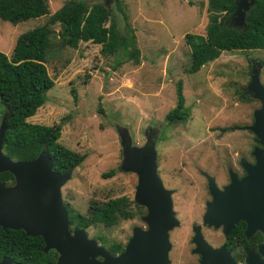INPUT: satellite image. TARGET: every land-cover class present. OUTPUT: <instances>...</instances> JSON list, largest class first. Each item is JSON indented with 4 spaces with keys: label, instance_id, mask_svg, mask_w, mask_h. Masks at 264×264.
Here are the masks:
<instances>
[{
    "label": "rangeland",
    "instance_id": "1",
    "mask_svg": "<svg viewBox=\"0 0 264 264\" xmlns=\"http://www.w3.org/2000/svg\"><path fill=\"white\" fill-rule=\"evenodd\" d=\"M46 1L48 15L16 24L0 20V51L10 56L17 37L47 23L66 0ZM87 1L103 3L110 9L118 29L134 35L138 54L131 57L122 49L104 54L100 44L89 41L72 48L61 42L60 23L48 24L45 66L54 85L45 103L27 121L60 125V143L87 155L72 169V176L61 189L64 205L86 214L91 200L99 207L120 196L132 201V218L121 219L112 227L97 224L85 229L88 237L106 249L116 242L125 246L135 226L148 227L144 220L147 207L134 200L138 176L121 167V139L129 135L132 147L152 142L157 173L171 190L179 221L168 231L170 264L196 262V234L213 243L221 238L220 231L225 235L229 232L222 224L204 219L213 188L222 191L245 177L247 166L256 162L255 150L263 148L247 126L253 124L254 113L262 106L249 86L258 73L264 87V48L224 51L189 73L191 49L185 34H206L208 0ZM234 23L241 26L243 19L234 17ZM178 81L188 117L183 122L168 123L164 117L176 105ZM244 95L250 99H242ZM4 113L0 104V126ZM232 125L234 130H225ZM111 169H115L114 175L104 178L102 173ZM14 184L15 180L5 183ZM74 227L69 224L71 232ZM246 252L244 264L249 254H255Z\"/></svg>",
    "mask_w": 264,
    "mask_h": 264
},
{
    "label": "trees",
    "instance_id": "2",
    "mask_svg": "<svg viewBox=\"0 0 264 264\" xmlns=\"http://www.w3.org/2000/svg\"><path fill=\"white\" fill-rule=\"evenodd\" d=\"M238 0H208V23L206 34L186 33L189 45V73L198 71L204 64L218 58L222 52L244 51L264 48V0H255L245 14V23L240 27L234 23V11ZM49 14L46 0H0V20L16 24L31 18ZM59 22L61 42L76 48L81 41L101 45V52L128 51L135 57L134 35L121 32L110 16V9L103 3H89L87 0H66L49 16L47 23L20 34L8 56L0 51V104L4 106V120L7 129L4 134L2 151L15 160H30L41 151L47 152L53 160V169L65 173L82 164L85 153H78L59 141L60 125L32 123L37 109L47 100V92L54 85L45 66L50 29L48 24ZM107 23H109L107 25ZM76 98L75 91L72 90ZM244 100L250 97L241 96ZM182 83H177V102L164 117L168 123L185 121L188 109L184 105ZM228 126L225 130H234ZM115 169L102 173L104 178L113 176ZM9 171L0 173V182L13 183ZM132 201L126 196L108 199L99 207L94 200L86 214L72 211L67 205L70 225L89 228L97 224L115 226L121 219H130ZM99 240L105 241L103 236ZM41 236L27 235L23 229H3L0 226V260L6 256L13 262L24 264H45L56 258L50 249L43 251ZM110 253L122 251L121 243H112Z\"/></svg>",
    "mask_w": 264,
    "mask_h": 264
},
{
    "label": "water",
    "instance_id": "3",
    "mask_svg": "<svg viewBox=\"0 0 264 264\" xmlns=\"http://www.w3.org/2000/svg\"><path fill=\"white\" fill-rule=\"evenodd\" d=\"M254 1L238 0L236 3L234 17L243 19L242 25L245 23L244 13ZM258 75L253 77L249 90L262 106L255 111L254 122L247 128L259 138L263 148L255 150L256 162L247 166V175L241 180H234L222 191L209 180L210 186L214 187L213 197L204 215L205 221L213 220L227 230L242 220L247 223V235L257 229L264 233V87ZM6 129L3 120L0 126V173L9 171L15 184L6 186L5 182H0V226L3 229H23L27 235L41 236L43 251L53 249L57 253L56 260L46 264H170L168 231L179 221L173 209L171 190L164 187L157 173L152 142L132 147L129 135L121 139V167L138 176L134 200L147 207L144 220L148 227L135 226L124 250L113 256L97 240L88 237L84 228L74 227L72 232L69 229L61 189L72 176V169L65 173L55 171L53 160L45 151L30 160H14L6 156L2 152ZM194 241L201 256L199 264H236L226 248H212L199 234L195 235ZM259 250L264 257V244ZM98 256L102 259H97ZM0 264L24 263L13 262L4 256ZM246 264H264V258L260 260L258 255L249 254Z\"/></svg>",
    "mask_w": 264,
    "mask_h": 264
},
{
    "label": "flooded vegetation",
    "instance_id": "4",
    "mask_svg": "<svg viewBox=\"0 0 264 264\" xmlns=\"http://www.w3.org/2000/svg\"><path fill=\"white\" fill-rule=\"evenodd\" d=\"M207 227L208 229H223L222 227H219V228H215L214 226H207ZM197 229H201V227L199 228L197 227ZM246 229H247V223L240 220L236 224H233V227L230 228L228 234L225 235L222 231H220L221 238L219 237L220 239L218 240V242L212 243L209 241L208 244L212 248L213 247L216 248L220 246H223L224 248H226L231 253L236 264L245 263L244 259L246 257L247 250L252 251L256 255H258L260 259H262V253L259 250V245H262L264 243L263 232L260 229H258L254 233H252L250 236H246V233H245ZM121 246H122V251H123L125 246L122 243H121ZM122 251L116 252V254H112V253L110 254L113 256H116V255H119ZM195 255L197 257L196 262H190L187 264H198L200 262V259H201L200 254L195 253ZM55 260L56 258L52 261H47V262H53Z\"/></svg>",
    "mask_w": 264,
    "mask_h": 264
},
{
    "label": "bare ground",
    "instance_id": "5",
    "mask_svg": "<svg viewBox=\"0 0 264 264\" xmlns=\"http://www.w3.org/2000/svg\"><path fill=\"white\" fill-rule=\"evenodd\" d=\"M165 187V186H164ZM166 188V187H165ZM167 189V188H166ZM172 198V197H171ZM173 201V200H172Z\"/></svg>",
    "mask_w": 264,
    "mask_h": 264
}]
</instances>
